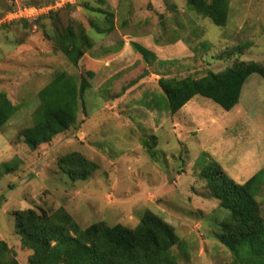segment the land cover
I'll return each mask as SVG.
<instances>
[{"label":"rangeland","instance_id":"rangeland-1","mask_svg":"<svg viewBox=\"0 0 264 264\" xmlns=\"http://www.w3.org/2000/svg\"><path fill=\"white\" fill-rule=\"evenodd\" d=\"M105 1L0 0V94L18 107L0 130V241L20 264H30L32 252L16 232V211L64 208L82 228L101 222L135 228L149 211L178 236V264H232L233 254L217 237L229 213L210 196L201 171L216 161L244 184L253 177L246 174L252 166L264 170V79L252 75L229 112L197 96L175 115L166 109L159 80L200 79L239 61L264 65V0H229L224 28L189 10L187 0ZM58 2L65 5L52 19L10 16ZM94 9L114 13L113 33L92 29L91 21L104 26L105 15ZM75 23L95 43L78 67L51 40L56 25ZM135 43L156 60L146 61ZM87 72L93 78L77 124L30 150L21 133L33 125L39 92L60 73L79 80ZM145 143L154 145L152 152ZM73 152L99 165L89 180L73 182L60 169L59 159ZM5 166L11 173H3ZM257 200L264 217V185Z\"/></svg>","mask_w":264,"mask_h":264},{"label":"trees","instance_id":"trees-1","mask_svg":"<svg viewBox=\"0 0 264 264\" xmlns=\"http://www.w3.org/2000/svg\"><path fill=\"white\" fill-rule=\"evenodd\" d=\"M98 2L106 4L105 0ZM187 6L216 27L224 28L228 23L229 0H187ZM85 9L91 10L88 5ZM94 12L105 15L101 17L104 26L91 21L92 29L99 35L113 33L114 13L101 9H94ZM52 14L54 11L41 18L52 19ZM55 16L58 17V12ZM51 40L74 67H78L95 46L92 37L79 23L65 29L56 25ZM133 46L146 61L156 60L154 52L137 43ZM252 75L264 79V65L239 61L223 72L209 73L200 79L161 78L159 86L171 115L177 114L197 96L229 112L240 103L243 88ZM92 78V72L79 80L60 73L39 92L33 125L21 133L23 143L30 150L36 151L40 146L50 144L77 124L80 112L85 110L84 98ZM17 112L18 107L5 94H0V130ZM153 146L145 143L151 152ZM202 161L205 163L206 159ZM58 165L73 182L87 181L100 169L97 163L78 152L65 155ZM1 168L3 173L12 171L7 166ZM201 175L207 182L210 196L229 213V218L221 222L217 237L233 254L232 264H240L245 259L250 264H264V217L257 200L264 185V170L246 183L238 184L218 162L211 161L202 168ZM13 216L22 246L32 252L30 264H178L173 254V248L179 243L178 236L171 225L149 211L135 228L109 226L103 222L82 228L64 208L50 213L34 209L16 211ZM0 264H20L16 252L4 241H0Z\"/></svg>","mask_w":264,"mask_h":264},{"label":"built area","instance_id":"built-area-1","mask_svg":"<svg viewBox=\"0 0 264 264\" xmlns=\"http://www.w3.org/2000/svg\"><path fill=\"white\" fill-rule=\"evenodd\" d=\"M65 4H60L59 2L56 3L53 6H45L42 8L39 7H27L24 9H18L16 11H14L13 13L10 14V16L13 18L14 16H18L17 18L20 20H33L35 17L39 16V15H43L46 13H49L51 11H56L58 10V8H62ZM30 14V15H28ZM31 14H33L31 16Z\"/></svg>","mask_w":264,"mask_h":264},{"label":"crops","instance_id":"crops-1","mask_svg":"<svg viewBox=\"0 0 264 264\" xmlns=\"http://www.w3.org/2000/svg\"><path fill=\"white\" fill-rule=\"evenodd\" d=\"M254 159H255V158H254ZM253 162H254V161H252V162L247 161V162H246V166H251V165L253 164ZM255 170H256V168H255L254 166H252L250 170L248 169V171H247L246 174L251 173V175L254 176V175L257 173V171L255 172ZM254 173H255V174H254Z\"/></svg>","mask_w":264,"mask_h":264}]
</instances>
